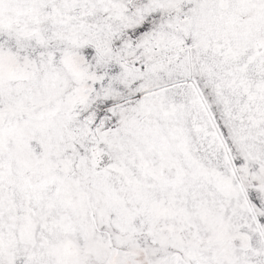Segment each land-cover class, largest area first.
<instances>
[{
    "label": "snow or ice",
    "instance_id": "obj_1",
    "mask_svg": "<svg viewBox=\"0 0 264 264\" xmlns=\"http://www.w3.org/2000/svg\"><path fill=\"white\" fill-rule=\"evenodd\" d=\"M0 264H264V0H0Z\"/></svg>",
    "mask_w": 264,
    "mask_h": 264
}]
</instances>
